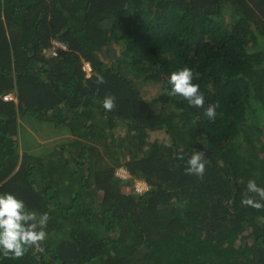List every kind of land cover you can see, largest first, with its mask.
Segmentation results:
<instances>
[{
  "label": "trees",
  "instance_id": "16d2710c",
  "mask_svg": "<svg viewBox=\"0 0 264 264\" xmlns=\"http://www.w3.org/2000/svg\"><path fill=\"white\" fill-rule=\"evenodd\" d=\"M183 67L203 108L165 94ZM24 117L67 137L21 150ZM193 150L203 179L185 174ZM120 163L150 189L125 191ZM249 179L264 187V0H0V193L51 217L44 251L0 264H264Z\"/></svg>",
  "mask_w": 264,
  "mask_h": 264
},
{
  "label": "clouds",
  "instance_id": "9594fccd",
  "mask_svg": "<svg viewBox=\"0 0 264 264\" xmlns=\"http://www.w3.org/2000/svg\"><path fill=\"white\" fill-rule=\"evenodd\" d=\"M198 75L190 67H183L171 73L169 84L171 90L165 89V94L170 97L180 96L190 106L203 108L205 96L198 83H194ZM97 84L105 83V78L97 74ZM106 111L116 108V97L107 95L103 99ZM218 104H210L204 115L210 120L216 119ZM204 151H192L186 160L185 174L194 175L203 179L206 173V160ZM257 197L259 199H257ZM244 206L256 210L264 209V187L257 184L255 179H249L246 191L241 200ZM51 217L47 212L37 213L29 210L26 202L11 192L0 193V252L5 257L21 259L30 248L44 251L42 245L48 239L46 231Z\"/></svg>",
  "mask_w": 264,
  "mask_h": 264
},
{
  "label": "rangeland",
  "instance_id": "374dc122",
  "mask_svg": "<svg viewBox=\"0 0 264 264\" xmlns=\"http://www.w3.org/2000/svg\"><path fill=\"white\" fill-rule=\"evenodd\" d=\"M47 53H50L49 50H46ZM158 89L157 84H148L146 88L142 86V91L144 97L147 100H151L156 96ZM27 116V115H25ZM21 126V147L25 149H30L35 152H41V149L45 147L46 143L55 144L56 142L63 141L67 137L66 130H63L61 126H56L48 121L39 122L36 118L33 117H24L22 120ZM65 127V126H64ZM163 133L162 131H158ZM121 161H124V157L121 156ZM125 191L126 188L123 185ZM129 192V191H128Z\"/></svg>",
  "mask_w": 264,
  "mask_h": 264
},
{
  "label": "built area",
  "instance_id": "2783aa9c",
  "mask_svg": "<svg viewBox=\"0 0 264 264\" xmlns=\"http://www.w3.org/2000/svg\"><path fill=\"white\" fill-rule=\"evenodd\" d=\"M67 45L64 41L54 39L53 43L48 48L49 52L56 55L60 51V49L66 48ZM91 64L90 62H85L84 69L87 72V75L91 74ZM5 99H16V96L13 92H7L3 96ZM116 176L123 181L124 186L127 191H132L136 194H144L150 189L149 182L139 176H134L129 168L124 163H120L117 165L115 169Z\"/></svg>",
  "mask_w": 264,
  "mask_h": 264
},
{
  "label": "crops",
  "instance_id": "0c3cea01",
  "mask_svg": "<svg viewBox=\"0 0 264 264\" xmlns=\"http://www.w3.org/2000/svg\"><path fill=\"white\" fill-rule=\"evenodd\" d=\"M21 150H23V149L21 148Z\"/></svg>",
  "mask_w": 264,
  "mask_h": 264
}]
</instances>
